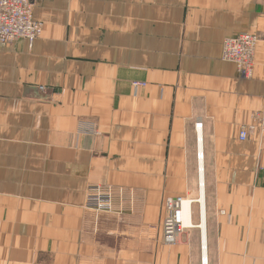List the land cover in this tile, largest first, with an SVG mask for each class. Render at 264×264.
I'll use <instances>...</instances> for the list:
<instances>
[{"label":"crops","instance_id":"1","mask_svg":"<svg viewBox=\"0 0 264 264\" xmlns=\"http://www.w3.org/2000/svg\"><path fill=\"white\" fill-rule=\"evenodd\" d=\"M33 4L41 37L0 43V264H264V133L239 139L263 104L264 0ZM241 33L261 38L248 79L222 58ZM200 143L206 227L168 245ZM98 185L113 211L85 206Z\"/></svg>","mask_w":264,"mask_h":264},{"label":"built area","instance_id":"2","mask_svg":"<svg viewBox=\"0 0 264 264\" xmlns=\"http://www.w3.org/2000/svg\"><path fill=\"white\" fill-rule=\"evenodd\" d=\"M33 0H0V43L9 44L18 39H26L29 42H34L41 37L43 33V23L34 18L33 15ZM261 38L257 34L241 33L236 36L228 37L223 43L222 58L227 62L235 64L244 78H251L255 67V55L258 44ZM135 87L144 86V82H133ZM202 125L201 122L196 123V127ZM255 130H260L264 133V94L262 108L255 114L252 123L243 125L239 132V139L246 141L250 134ZM198 134V132H197ZM203 154L198 152V159ZM201 187V183H200ZM199 187L198 198H190L187 195L169 196L165 200L166 217L163 223V241L168 245L175 244L178 236L184 230L198 226L201 228V223L193 222V212L187 222H185L182 213L183 202L188 198L193 203L199 205V212L202 218L201 190ZM85 206L88 209H93L97 212L113 211V190L108 186H95L90 188L86 195ZM224 213V212H223ZM203 264L208 263L206 254H203Z\"/></svg>","mask_w":264,"mask_h":264},{"label":"bare ground","instance_id":"3","mask_svg":"<svg viewBox=\"0 0 264 264\" xmlns=\"http://www.w3.org/2000/svg\"><path fill=\"white\" fill-rule=\"evenodd\" d=\"M201 125H199L198 129H200ZM200 149V154H203V156L200 158V183H201V197L199 198V201L201 203V212H202V218H201V229L205 230L206 225V202H205V172H204V153L202 150V144ZM192 209V202L188 198L187 200H184L183 202V208L181 215L183 216L185 222H187V219L189 218V215L191 213ZM192 216V213H191ZM205 235V234H204ZM206 254V253H205Z\"/></svg>","mask_w":264,"mask_h":264},{"label":"rangeland","instance_id":"4","mask_svg":"<svg viewBox=\"0 0 264 264\" xmlns=\"http://www.w3.org/2000/svg\"><path fill=\"white\" fill-rule=\"evenodd\" d=\"M256 131V130H255ZM260 131V130H259Z\"/></svg>","mask_w":264,"mask_h":264}]
</instances>
